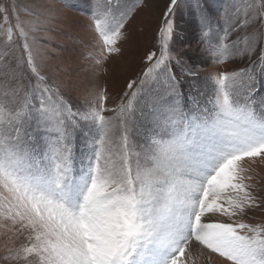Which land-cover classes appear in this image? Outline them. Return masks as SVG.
<instances>
[{
	"label": "snow or ice",
	"instance_id": "snow-or-ice-1",
	"mask_svg": "<svg viewBox=\"0 0 264 264\" xmlns=\"http://www.w3.org/2000/svg\"><path fill=\"white\" fill-rule=\"evenodd\" d=\"M56 2L25 9L35 20L0 4V264H194L192 249L205 264H264V223L245 221L264 212L251 167L264 162V0H227L221 19L194 0L183 29L169 0L158 50L113 107L96 80L147 0H90L86 80L45 65L47 37L30 35ZM189 52L249 63L201 88L207 61Z\"/></svg>",
	"mask_w": 264,
	"mask_h": 264
},
{
	"label": "rangeland",
	"instance_id": "rangeland-1",
	"mask_svg": "<svg viewBox=\"0 0 264 264\" xmlns=\"http://www.w3.org/2000/svg\"><path fill=\"white\" fill-rule=\"evenodd\" d=\"M136 0H128V4L135 3ZM205 3L213 15L221 19L222 9L225 7L227 0H201ZM9 0H0V4L7 5ZM19 9V15L22 20H35V16L28 14L29 10L42 11L44 8L52 7L48 0H15ZM70 7H64L60 0L55 3V19L43 27L47 31L30 33L38 37H47L46 43L41 45L47 51L51 52V57H44L45 65L60 64L66 66L69 73L76 78L86 80L89 76L90 66L84 60L86 52L85 44L92 39L93 33L90 30L89 7L90 0H67ZM169 0H147L148 7L140 8L135 12L132 18L125 26L126 39L119 42L118 47L121 51L118 54H111L104 67L99 71L96 83L107 89L108 101L107 106L113 107L119 103V99L126 88L129 80L138 78L145 65V56L148 52L158 50L156 45V32L160 23V17L165 10ZM194 0H179L177 10V23L180 28L186 27V21H189V11ZM42 5L41 7H36ZM194 20V18H193ZM15 19L9 14V23L14 25ZM5 22L3 15L0 14V49H3L7 42L5 35ZM198 32L195 23L192 24L189 39L192 42V49L195 50L198 45L196 39ZM23 39L19 37L18 32L13 31L11 47L17 56L22 53ZM189 55L201 56L205 62L203 72L200 76V87L203 88V81L207 74L217 71L232 70L238 67H246L249 63L247 59L243 62L235 60L233 62L217 65L209 58L204 57L200 52H189ZM256 57L253 56V59ZM46 71L48 68L46 67ZM251 167L259 181L258 188L264 194V162L257 158L256 163ZM248 223H264V212L256 211L245 218ZM197 257L194 264H205L202 257H199L197 251H193ZM212 264H228L224 258L214 256Z\"/></svg>",
	"mask_w": 264,
	"mask_h": 264
},
{
	"label": "bare ground",
	"instance_id": "bare-ground-1",
	"mask_svg": "<svg viewBox=\"0 0 264 264\" xmlns=\"http://www.w3.org/2000/svg\"><path fill=\"white\" fill-rule=\"evenodd\" d=\"M193 251H195V253H196V250L195 249H193ZM197 254L199 255V253L197 252Z\"/></svg>",
	"mask_w": 264,
	"mask_h": 264
}]
</instances>
